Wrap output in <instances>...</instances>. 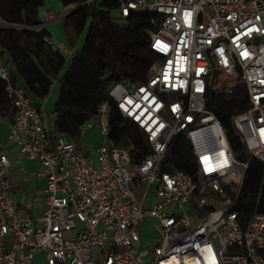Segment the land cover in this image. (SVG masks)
I'll return each instance as SVG.
<instances>
[{
    "label": "built area",
    "instance_id": "1",
    "mask_svg": "<svg viewBox=\"0 0 264 264\" xmlns=\"http://www.w3.org/2000/svg\"><path fill=\"white\" fill-rule=\"evenodd\" d=\"M133 12L155 16L149 49L158 60L144 81L112 82L106 94L142 133L146 155L129 140L112 144L108 102L75 139L48 132L42 106L0 63L14 111L8 141L46 180L45 209L32 219L15 203L11 164L0 154V264H33L37 251L47 264H264V213L243 226L234 210L248 164L205 101L212 70L245 86L248 106L231 123L249 157L264 164V0H119L120 19ZM54 19L45 9L37 25L0 27L41 30ZM43 42L73 54L48 36ZM93 128L101 142L79 152L76 140ZM177 135L190 146L192 175L161 170ZM144 222L155 242L142 243Z\"/></svg>",
    "mask_w": 264,
    "mask_h": 264
},
{
    "label": "trees",
    "instance_id": "2",
    "mask_svg": "<svg viewBox=\"0 0 264 264\" xmlns=\"http://www.w3.org/2000/svg\"><path fill=\"white\" fill-rule=\"evenodd\" d=\"M64 8L78 7L65 17L72 20L81 31L86 22V32L80 48L73 55L69 68L59 80V99L55 113L58 120L55 133L75 139L78 128L94 118L99 106L108 102L110 141L124 146L129 140L142 154L148 153L140 130L124 121L106 94L112 82L140 83L147 77L149 68L158 60L149 49V36L156 26L154 15L133 12L118 26L119 0H59ZM43 0H0V21L8 27H29L39 23L38 9ZM44 30L11 29L0 27V49L14 66L16 75L23 81V88L32 100L47 97L51 79L64 67L58 51L43 42ZM228 88L212 90L208 83L206 105L226 130L236 158L248 164L244 174L238 202L234 210L246 226L252 214L264 213V164L250 158L244 144L234 133L231 119L245 111L248 96L243 84L235 79ZM36 105V104H34ZM11 100L0 82V117L9 116ZM162 171H183L194 174L191 149L188 142L177 135L173 137Z\"/></svg>",
    "mask_w": 264,
    "mask_h": 264
},
{
    "label": "crops",
    "instance_id": "3",
    "mask_svg": "<svg viewBox=\"0 0 264 264\" xmlns=\"http://www.w3.org/2000/svg\"><path fill=\"white\" fill-rule=\"evenodd\" d=\"M72 7L64 8L59 0H43V5L38 9V17L40 19L43 11L49 9L54 14V21L50 23L44 30L48 37L55 42H61L73 49V54L66 57L60 53L64 59V67L57 77L51 79L50 93L43 102L42 99L36 98L34 104L41 105L43 111V123L48 132L55 133V125L58 120V114L55 113V107L59 99L60 84L59 80L67 71L73 55L80 48L82 37L86 32V22L81 31L75 29L73 21L59 19L58 17L68 12ZM0 25L3 22L0 21ZM52 50L56 51L52 48ZM0 63L6 65L10 69L11 79L16 85L23 87V81L16 75L14 66L5 54L0 55ZM14 116L13 108H10L9 116L3 117L0 122V154H5L11 164L10 178L13 187V197L17 206L28 214L32 219L40 217L45 209L46 180L42 174L38 162L24 158L18 154L17 149L8 141L9 125ZM67 137V136H66ZM101 142V137L96 128L87 130L82 137L76 140V147L79 152H89L94 150ZM147 223L148 222H144ZM141 225V241L144 244L155 242L158 235L155 231H147L142 229ZM33 264H47L46 257L43 252L37 251L34 255Z\"/></svg>",
    "mask_w": 264,
    "mask_h": 264
},
{
    "label": "rangeland",
    "instance_id": "4",
    "mask_svg": "<svg viewBox=\"0 0 264 264\" xmlns=\"http://www.w3.org/2000/svg\"><path fill=\"white\" fill-rule=\"evenodd\" d=\"M140 13V12H137ZM114 23L118 26H124L126 24V22L120 18H116L114 20ZM209 85L210 88L212 90H218L221 87L222 88H228L230 87V83L233 82V80L235 79L234 77H229L227 75H224L223 73H221L219 70L215 69L212 70L209 74ZM81 227V224L79 225ZM142 229H148L147 231H154V229H152L150 226H148L147 223H144L142 226Z\"/></svg>",
    "mask_w": 264,
    "mask_h": 264
},
{
    "label": "water",
    "instance_id": "5",
    "mask_svg": "<svg viewBox=\"0 0 264 264\" xmlns=\"http://www.w3.org/2000/svg\"><path fill=\"white\" fill-rule=\"evenodd\" d=\"M72 10H74V9H71V11H72ZM1 28H6V27L3 26V27H1Z\"/></svg>",
    "mask_w": 264,
    "mask_h": 264
}]
</instances>
